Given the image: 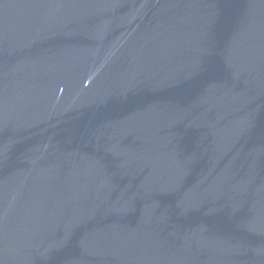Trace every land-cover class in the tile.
I'll return each mask as SVG.
<instances>
[{
	"label": "water",
	"instance_id": "obj_1",
	"mask_svg": "<svg viewBox=\"0 0 264 264\" xmlns=\"http://www.w3.org/2000/svg\"><path fill=\"white\" fill-rule=\"evenodd\" d=\"M0 264H264V0H0Z\"/></svg>",
	"mask_w": 264,
	"mask_h": 264
}]
</instances>
